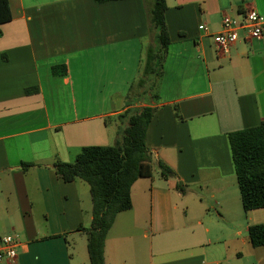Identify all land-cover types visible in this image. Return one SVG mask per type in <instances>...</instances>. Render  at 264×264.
<instances>
[{
  "label": "crops",
  "instance_id": "crops-1",
  "mask_svg": "<svg viewBox=\"0 0 264 264\" xmlns=\"http://www.w3.org/2000/svg\"><path fill=\"white\" fill-rule=\"evenodd\" d=\"M9 4L12 19L0 24V236L16 237V264H90L78 231L93 218L89 185L64 181L53 165L116 144L118 115L144 105L155 108L153 161L176 177L154 165L134 182L105 264H264L248 232L264 223V207L243 208L228 141L264 120V37L241 38L225 56L213 40L225 15L242 21L254 7L264 17V0H166L171 43L150 101L130 89L144 48L157 42L153 1Z\"/></svg>",
  "mask_w": 264,
  "mask_h": 264
},
{
  "label": "trees",
  "instance_id": "trees-1",
  "mask_svg": "<svg viewBox=\"0 0 264 264\" xmlns=\"http://www.w3.org/2000/svg\"><path fill=\"white\" fill-rule=\"evenodd\" d=\"M98 2L111 0H96ZM166 0H153L150 22L157 30V45L146 46L141 57L137 80L130 89L144 87L156 89L162 76L165 57L171 43L166 24ZM12 19L9 0H0V24ZM66 66L53 67L54 73ZM155 80V83H153ZM38 91L27 88L26 93ZM155 108L144 105L128 108L118 115L121 119L120 140L114 145L86 146L74 162L57 161L56 174L66 182L81 179L89 185L92 198V222L89 227L80 226L78 231L87 235L90 264H105L104 247L107 234L118 213L132 207L131 188L140 177L151 176L156 165L164 178L176 177L174 170L161 160L153 161L146 144V134ZM179 116V113H177ZM228 141L233 167L237 176L242 205L245 210L264 207V120L257 126L230 132ZM33 163H23L24 168ZM177 189L185 193V187L177 183ZM253 246H264V223L249 227Z\"/></svg>",
  "mask_w": 264,
  "mask_h": 264
},
{
  "label": "built area",
  "instance_id": "built-area-1",
  "mask_svg": "<svg viewBox=\"0 0 264 264\" xmlns=\"http://www.w3.org/2000/svg\"><path fill=\"white\" fill-rule=\"evenodd\" d=\"M241 31H243L241 33ZM264 37V17L256 8H247L243 13V20L225 15L222 28L213 36L216 53L219 56L228 55L231 48L239 39L251 41ZM18 242L14 235L0 236V264H16L18 259Z\"/></svg>",
  "mask_w": 264,
  "mask_h": 264
},
{
  "label": "rangeland",
  "instance_id": "rangeland-1",
  "mask_svg": "<svg viewBox=\"0 0 264 264\" xmlns=\"http://www.w3.org/2000/svg\"><path fill=\"white\" fill-rule=\"evenodd\" d=\"M149 2H150V0H148ZM151 1H153V0H151ZM152 45L153 46H155V45H157V42H155V44L152 42ZM151 81L152 80H149V83L148 84H146L144 87H142V88H139V89H137L136 88V90H134V92H133V94L135 93V95H136V93H140L143 97H145V98H147V100L148 101H150V99H151V97H153V95L155 94V92H156V89H154V87L153 88H149V85L151 84ZM153 83H155V80H154V82ZM156 84V83H155ZM139 96V95H138ZM134 97H136V96H134ZM133 100H134V98H133ZM132 100V101H133Z\"/></svg>",
  "mask_w": 264,
  "mask_h": 264
}]
</instances>
